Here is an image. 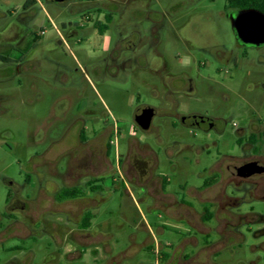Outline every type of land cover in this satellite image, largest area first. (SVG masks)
<instances>
[{
	"label": "rangeland",
	"instance_id": "374dc122",
	"mask_svg": "<svg viewBox=\"0 0 264 264\" xmlns=\"http://www.w3.org/2000/svg\"><path fill=\"white\" fill-rule=\"evenodd\" d=\"M24 1L0 0V13L18 14ZM157 1H152L150 10L159 12L169 7L174 0ZM180 4L185 6L188 0H180ZM43 6L50 12L53 23L47 21L43 17L40 6L35 5L34 8L38 11V25L36 28L33 27V30L43 31L41 44L48 45L50 49L47 52L48 58L64 64L69 69L85 68L97 62L103 53L101 50L103 38L99 37L93 27L95 17L92 22H88L81 28L75 29L71 26L69 30H63L60 22L73 24L77 17L65 15L61 5L44 4ZM224 6L225 0H200L184 12L191 14L209 11L214 15H220ZM154 17L157 18V16ZM3 23L4 21L0 20V29ZM179 23L182 24V21L177 22L176 27ZM217 23L219 24L212 26L210 31L215 40L227 46L232 45V35L228 26L225 28L223 22ZM53 24L67 45L57 44L59 37ZM142 24L146 29L149 27L145 22ZM69 31H72V36L68 33ZM107 35L114 38L112 29ZM167 37L166 33H163L158 49L166 58L165 73L168 77L186 74L192 78L196 86L194 94L184 96L172 93L168 86L162 87V90L159 87L158 72L155 75L152 71L145 73L149 82L143 87L138 84L129 87L127 83H117L110 79H106L101 86L93 81L90 87L82 79L83 91L81 92L83 93L79 94L80 88L76 86L77 90L74 88L75 91L71 90L67 94L70 95V108L73 114L79 106L81 108L84 106L87 110L100 109L102 106L108 113L103 117L110 123L118 122L119 133L114 134L112 140L116 144L114 151L117 150L119 154L125 152L126 142L133 131L134 140L141 141L144 137L131 121L135 107L128 105L131 96L135 98L140 95L146 104L155 106L159 100L153 98L151 94L153 88H157L161 94L165 93L169 96L172 93L173 99H180L181 105L178 111L181 114L185 116L200 114L210 117L215 127L208 132L190 125L186 126L190 122L189 119L185 116L179 119L173 111H168L167 116L157 121V124L161 126V138L170 147L169 152L175 154L172 162L163 152H158L156 145L150 139L147 140L154 153L158 154V167L154 174L164 172L171 175L172 165L176 166L177 174L171 178L167 191L177 193L176 196L179 199L181 184L186 182L188 186H201L206 178L201 175L205 167L219 160L223 155L239 154L240 149L236 144L237 130L247 127L253 119L261 120L264 125V65L257 63V57L260 53L264 54V49L260 51L247 49L244 58L239 56L237 66L234 64L220 66L196 48L187 50L180 41L170 42ZM29 43L30 40L27 38L20 49L25 51ZM200 63L207 65L198 66ZM224 70L228 73L224 74ZM135 74L138 76L143 73L137 71ZM32 84L33 82L30 81H22L19 85L18 80L14 78L0 84V96H9V100L1 104L4 113L0 114V264H105L106 259L113 257L120 260L121 264H135V260L130 258H138L139 255H142L145 261L153 263L156 254L153 255L151 251L140 249L138 254H132L136 247L129 240L130 236L132 234L137 236L139 244L144 241V233L136 230L134 225L141 217L148 221L156 243L161 246L176 244L181 236H179V229L175 227L168 226L165 229L161 227V229L158 228L160 231L155 228L162 226L165 219L164 212L148 208L151 202L143 199L142 186L137 185L134 179L124 178L123 181L114 176L113 186L106 187L102 192L100 204L94 209H88L94 217L91 222L92 227L88 229L90 238L86 239L85 243H79L73 235L68 234V229H71L75 235L78 233V228L74 224L64 227L63 224L66 221L63 214L51 215L46 211V195L41 191L43 181L35 178L33 166L38 165V170L45 171L46 180L49 179V175L44 162L48 158L57 163L58 169H64V159L59 155L67 147L75 145L76 133L81 125L69 127L60 118L57 109L62 107V99L66 97L64 90L53 89L52 86L55 87V83L51 81L50 84L39 81L33 88V93L23 89H31ZM181 84L179 80H174L171 85L176 90L182 87ZM93 118L95 117L87 116L83 120L88 136L91 135L90 123ZM199 119L195 120L197 126L200 123ZM233 123L234 126H232ZM177 143L183 145V148L176 153L174 147ZM206 145L208 152L200 150V147ZM27 176L34 181L35 187L26 186ZM4 179L23 187L19 196L22 199L19 205L22 208L21 214L8 208L7 198L10 194L14 197L15 193L7 183L3 182ZM144 179L140 178L137 182L142 183ZM225 191L228 196L237 198V207L227 211L232 216L236 215L233 223L236 229L233 225L228 228L230 231L237 232L236 239L240 238V241L236 243L234 239L229 242L226 239L219 240L213 250H223L218 257L214 258L215 263L249 264L253 261L264 264V235L259 234L262 225L252 216L254 213L264 215V199H254L248 194L234 191L230 186L226 187ZM184 199L190 201L193 207L200 211L199 203L186 197ZM33 201H36L35 204ZM33 217H39V226ZM43 219L45 223H41ZM50 222L54 223L53 227L47 225ZM105 223L108 224L109 232L115 236L111 241L105 236L96 238L93 235L95 230H102L100 227ZM223 223L220 218L218 224L212 220L207 223V226L215 228L217 225V230L223 231ZM32 231L38 234L31 235ZM16 232H20L22 238L14 236ZM196 238L201 243V237L196 236ZM210 238L216 241L219 235L214 233ZM69 247H73L71 253L67 251ZM126 254L132 257H123ZM75 256L78 257L75 259ZM206 257V253L199 251L191 259V264H207Z\"/></svg>",
	"mask_w": 264,
	"mask_h": 264
},
{
	"label": "flooded vegetation",
	"instance_id": "af4514ba",
	"mask_svg": "<svg viewBox=\"0 0 264 264\" xmlns=\"http://www.w3.org/2000/svg\"><path fill=\"white\" fill-rule=\"evenodd\" d=\"M152 1L158 2L157 0H96L91 2L66 0L62 3H55L52 0H25L20 13L15 15L0 13V20L4 21L0 29V84L13 78L18 80L19 85L22 81H30L33 82L31 89H23L33 93V88L36 87L39 81L49 82V84L51 81L55 83V87L52 86L53 89L58 88L66 92L65 99H62L63 105L57 110L61 120H64L68 124L67 126L81 125L76 133V143L73 147H67L59 155L64 159V169H58L57 163L48 158L44 165L48 168L49 179L46 180L45 171L38 170V165L33 166V173L36 179L43 181L41 191L46 195V211L51 215L63 214L66 221L63 224L64 227L68 224L76 225L78 233L75 235V232L68 229V234L73 235L76 241L85 243L86 239L90 238L88 229L91 228L89 226L92 224L94 214L89 212L88 209H94L100 204L102 192L106 187L113 186V178L117 176L123 181L124 178L134 179L137 185L142 186L143 199L150 201L151 207H156L164 212L165 219L161 224L162 226L155 227L157 230L160 231L161 227L164 229L168 226L175 227L179 229V236H181L176 244L159 246L156 243L154 234L147 232L146 229H138V231L144 233V241L142 242L146 244L144 250L150 252L155 246L157 249L153 263L144 260V262L135 264H159L160 260L162 264H191V259L199 251L207 254V264H216L213 255L214 244L210 238L216 232V229L207 226V223L203 221L198 222L191 218L189 210L181 207L184 204L166 202V199L161 196L159 185L149 178L154 175L158 167V154L154 153L152 146L147 142L148 139L156 145L158 152L161 151L168 157L170 162L175 157V154L171 153L172 160L169 159L171 157L168 154L170 147L165 145L161 138V126L157 124L160 118L168 115V111H173L179 119L185 116L178 111L181 105L180 99H173L172 93L175 92L185 96L192 95L196 91L195 81L186 74L174 77L166 75V58L158 49L162 42L163 33H166L168 41H180L181 45L187 50L196 48L202 54L211 57L220 66L226 64L237 66L239 56L244 58L247 49L256 51L264 49L261 20L254 22L247 15L249 11H254L264 16V0H225V6L220 15H214L209 11L191 14L184 12L200 0H188V4L185 6L180 4V0H174L169 7L159 12L149 9ZM42 3L43 5H61L65 15L77 17L73 24L71 22H60L63 30H69L71 26L75 29L81 28L88 22H92L95 17L93 27L99 25L103 28L102 32L96 30L99 37L103 38L101 48L103 53L97 62L87 65L85 68L69 69L64 64L48 58L47 52L50 49L47 44H41L43 31L33 30V27L36 28L38 25V11L34 8L35 5H39L43 11V17L51 24L53 23L50 12L44 9ZM154 16H157V18L155 19ZM237 16L241 17V36L239 37L233 26ZM181 21L182 24L179 23V26L176 27L177 22ZM143 22L148 24L147 29L143 26ZM217 22H223L225 28L228 26L232 35V45L227 46L223 42L215 40L210 31L212 26L219 24ZM248 23L252 26L247 31ZM110 29L114 33V38L107 35ZM56 30L59 37L57 44L67 45L61 33L57 28ZM71 32L68 33L72 36ZM27 38L30 43L26 50L22 51L20 47ZM257 63L264 65V54L260 53L258 55ZM206 65V63L198 64V66L203 67ZM137 71H142L143 74L136 76ZM151 71L155 75L158 72L159 87L166 88L168 86L172 93L168 96L165 93L161 94L157 88H153L151 96L159 100V103L155 106L146 104L140 98V95L135 98L130 97L129 107L135 106L131 117L132 124L143 133L144 137L141 141L134 140L133 131L126 142L123 154H119L117 150L114 151L116 144L112 137L114 134L118 135L119 133L118 122L110 123L103 117L104 114H108L105 108L101 106L100 109L87 110L84 109V106L83 108L79 106L77 111L74 112L75 114L71 112V99L67 93H70L71 90H77L76 86L80 88L78 93H83L81 92L83 91L81 87L82 79L90 87H92L93 81L101 86L106 79L122 84L127 83L129 87L136 84L143 87L149 82L145 73ZM227 73V70H224V74ZM174 80H179L182 87L175 90L171 85ZM8 100L9 96H0V114L4 113L1 104ZM149 109L153 110V116L148 128L143 129V123L137 118L141 119V114L145 115L149 112ZM87 116L95 117L91 119L90 136L86 134V124L83 121ZM185 117L190 121L186 124L188 127L190 125L205 132L211 131L215 127L214 121L210 117L201 116L200 114H190ZM197 118H200L198 126L195 123ZM234 125L233 123L232 126ZM236 138V144L240 149L239 154L223 155L219 160L205 167L201 175L207 177L217 174L219 182L222 183L225 189L230 186L234 191L248 194L254 199H264V172L248 177H240L237 174L238 168L247 164L253 163L264 167V125L262 121L251 120L247 127L236 131ZM174 148H176L177 153L183 148V145L177 143ZM190 148L193 149L194 147L190 146ZM207 148V145L202 146L200 150L205 151ZM174 168L176 166L172 165V169ZM140 178L147 179L139 183L137 180ZM3 182L7 183L15 193L14 197L10 194L7 198L8 208L20 213L22 208L19 205L22 199L19 196L23 187L6 179ZM25 184L29 188L35 187V183L30 176L26 177ZM66 190H78V194L73 197L64 196L61 198V193ZM236 200V197L227 195L226 204L222 205L220 209L230 211L232 208H236V203H238ZM168 207L174 209L175 213L183 217H168L165 212ZM228 213L230 219L225 223L224 232L219 238L226 239L229 242L236 238L237 232L235 230L230 231L228 228L233 225L234 218H236V215H233V217L230 212ZM87 214H90L91 219L88 227H85L84 221ZM252 216L260 221L262 228L259 234L264 235V215L254 213ZM38 218L33 217L39 226ZM42 222H44V219ZM47 225L53 227L54 223L50 222ZM33 233L35 232L32 231L31 235ZM35 234H38V232ZM230 235H232L231 239H228ZM15 236L22 238L20 232ZM196 236L201 237V245L196 244ZM110 237L111 235L108 239ZM127 256L132 257L128 254L123 257ZM130 259L135 260L134 257ZM105 264H121V261L113 257L106 259ZM249 264H258V262L251 261Z\"/></svg>",
	"mask_w": 264,
	"mask_h": 264
},
{
	"label": "crops",
	"instance_id": "0c3cea01",
	"mask_svg": "<svg viewBox=\"0 0 264 264\" xmlns=\"http://www.w3.org/2000/svg\"><path fill=\"white\" fill-rule=\"evenodd\" d=\"M165 145H166V143H165ZM168 154L170 156L172 155L171 152H169ZM169 159L172 160V156ZM176 174H177V169L174 168L171 171V175H168L167 173H164V172H159V173L157 172L156 174H154L153 176H150L149 178L152 179L156 184L159 185V189L161 191L160 192L161 196L164 199H166V202H175V203L184 204V206H181V207L187 208L189 210L188 212H190V217L193 218L194 220L201 222L202 216H203V210L207 209L209 211V213L211 214V220L210 221L214 220L216 222V224H218L220 221V218H221V220H223V222H224L223 226H225V223L230 219V215L224 209H220V207L222 205L226 204L227 194H226L225 188L222 186V183L219 182V176L217 174L207 176L204 179L202 185L199 187L188 186L186 182L181 184L179 186L180 197L178 199L176 196L177 193H171L170 191H167L169 185L171 184V180H172L171 178L173 176H175ZM145 179H147V178H145ZM208 181H211V182H208ZM185 197L188 198L189 200H194L197 203H199V205L201 206L200 211H197V209H195L193 207V205L190 201H186L184 199ZM147 205H148V203H147ZM148 208L152 209V210L157 209L156 207H151L150 205H148ZM165 212L168 214V217H171V218L183 217V216H180L179 214L175 213L174 209L169 208V207H168V209L167 208L165 209ZM209 222H207V223H209ZM134 225L136 227V230L146 229L147 232L154 234L150 224L143 217H141V219L138 222H136ZM107 226H108L107 223L103 224V226L100 227V228H102V230L101 229H99L98 231L95 230L93 232V235L96 238H99L100 236H105L108 238L109 235H111V237H110V241H111V239H114L115 236L109 232V229L107 228ZM216 226H215V229H216L215 233L218 234L219 236H221L222 233L224 232V230L223 231L217 230ZM89 227H92V224H90ZM15 235H17V233H14V236ZM231 236L232 235L228 236V239H231ZM129 240L131 241L132 245L134 247H136V250H137V251L135 250V252L132 253L133 255L136 253L138 254L140 249L144 250V246L146 247V244L142 243L143 241H141V243L139 244L138 238L134 234H132L130 236ZM219 240H221V239L219 238L216 241L212 240L213 244H214L213 249H215V245H217V242H219ZM239 241H240V238L234 239V242H236V243H239ZM196 244L201 245V243L198 240L196 241ZM159 246H161V245L159 244ZM156 249H157V247L155 246V248H153V250H150L151 253L154 254ZM72 250H73V247H69L67 251L71 253ZM222 250L223 249H219V250L217 249L216 251L213 250V255L215 256V258L220 255ZM77 257L78 256H75L74 258L76 259ZM134 259H135V263L144 262L142 255H139L138 258H134ZM159 264H162L161 260L159 261Z\"/></svg>",
	"mask_w": 264,
	"mask_h": 264
},
{
	"label": "water",
	"instance_id": "95a60500",
	"mask_svg": "<svg viewBox=\"0 0 264 264\" xmlns=\"http://www.w3.org/2000/svg\"><path fill=\"white\" fill-rule=\"evenodd\" d=\"M52 1L55 3H62L66 0H52ZM247 15H248V18L254 22H257V20H261V23L263 26V34H264V16L254 12V11L253 12L249 11L247 13ZM240 20H241V17L237 16L235 19V22L233 24L235 32L237 33L238 37L241 36ZM251 26L252 25H250L249 23L247 24V31L251 29ZM141 116H142L141 119H139V118H137V119L143 123L142 128L147 129L149 124H150V121L152 119V116H153V110L149 109V112H147L145 115L141 114ZM262 172H264L263 166H259V165L251 163V164H247L245 166L238 168L237 174L240 177H248L251 175L260 174Z\"/></svg>",
	"mask_w": 264,
	"mask_h": 264
},
{
	"label": "trees",
	"instance_id": "16d2710c",
	"mask_svg": "<svg viewBox=\"0 0 264 264\" xmlns=\"http://www.w3.org/2000/svg\"><path fill=\"white\" fill-rule=\"evenodd\" d=\"M77 2H91V1H96V0H75ZM94 28L96 30H98L99 32H102L103 31V28L99 25H94ZM208 182H211V181H208ZM78 194V190H69V191H63L61 193V198L62 197H73L75 195ZM91 219V216L90 214H87L86 217H85V221H84V226L85 227H88V223H89V220ZM211 220V214L209 213V211L207 209H204L203 210V216H202V221L207 223Z\"/></svg>",
	"mask_w": 264,
	"mask_h": 264
},
{
	"label": "built area",
	"instance_id": "2783aa9c",
	"mask_svg": "<svg viewBox=\"0 0 264 264\" xmlns=\"http://www.w3.org/2000/svg\"><path fill=\"white\" fill-rule=\"evenodd\" d=\"M54 29L56 30V28L54 27ZM56 32H57V30H56Z\"/></svg>",
	"mask_w": 264,
	"mask_h": 264
}]
</instances>
